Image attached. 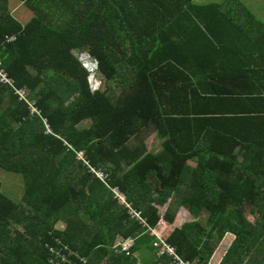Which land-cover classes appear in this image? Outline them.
Listing matches in <instances>:
<instances>
[{"label": "trees", "instance_id": "16d2710c", "mask_svg": "<svg viewBox=\"0 0 264 264\" xmlns=\"http://www.w3.org/2000/svg\"><path fill=\"white\" fill-rule=\"evenodd\" d=\"M19 1L32 13L24 23L0 0V63L13 80L0 83V169L23 177L19 203L0 190V264H174L155 254L150 230L180 208L188 219L166 241L182 260L210 264L230 233L218 264H264V88L248 96L231 84L202 93L194 84L199 73L253 84L247 65L220 51L248 42L263 53L264 22L253 8ZM151 133L157 149L147 148ZM127 237L128 253L117 250Z\"/></svg>", "mask_w": 264, "mask_h": 264}, {"label": "crops", "instance_id": "0c3cea01", "mask_svg": "<svg viewBox=\"0 0 264 264\" xmlns=\"http://www.w3.org/2000/svg\"><path fill=\"white\" fill-rule=\"evenodd\" d=\"M245 5L252 7L253 12L257 15L258 19H260L262 22H264V0H256V1H253V4L251 2H249L248 4L246 3ZM225 36L227 37V35H225ZM256 36H260V32L259 33H250V34L245 35L246 38L251 39V40L255 39ZM258 48H259V44L245 42L244 46H239L238 44L235 45V43H233L231 46L225 44V46L220 50L222 58H225V57H227V55H229L232 58L235 57V60H236L235 63L237 66L247 65L246 66L247 71H249V73H248L249 76L247 78H252L253 84L249 85L247 83H244L242 78L239 79V77H235V76L233 77V79L231 81L228 79H226V80H224L222 78L220 79V76H218V74H215V73H210L213 76L204 75L203 73H199L198 74V81H197V83L194 82V84L198 86L201 93L204 91H209L212 84H215V85L220 84V86L223 88L229 87L231 84V87L239 88L238 92H244L243 93L244 95H248V93L251 94L250 92H252V91H251L250 87H253V91L255 88H258L259 90L263 89L264 88V50H263V53H262L263 55H262L259 53L260 49L258 50ZM205 59H207L206 55H205ZM207 62L208 61H206V63ZM199 68L201 71L207 69L204 64H203V66H200ZM193 79H195V77H193ZM248 88L250 89V91ZM247 91H249V92H247ZM151 134H152V138H155V141L157 142V144L151 148H148V146H147V148L148 149H157L159 140H157L155 133H151ZM180 210H182V208H180L179 211ZM179 211L177 212L172 223L165 221L164 219H160L159 224L156 226L155 230L158 233L164 232L165 234L168 235L171 231L170 227L180 226L181 225L180 221L183 219V217H185V213H182V216H181L182 211L181 212H179ZM183 212H185V211H183ZM156 231H154V232H156ZM228 235H230V236H228ZM230 238H231V240L233 238V235L230 233H226L223 236L219 245L215 249L212 257L210 258V264H218L219 260L221 259L222 255L224 254L226 248L228 247V245L231 242V240H229ZM143 256L149 260L152 258V256L150 254L148 256L146 254H144ZM156 264H167V262L161 261V262H158Z\"/></svg>", "mask_w": 264, "mask_h": 264}, {"label": "rangeland", "instance_id": "374dc122", "mask_svg": "<svg viewBox=\"0 0 264 264\" xmlns=\"http://www.w3.org/2000/svg\"><path fill=\"white\" fill-rule=\"evenodd\" d=\"M197 2H201V1H218V0H195ZM244 3H249L251 2L253 4V1L256 0H240ZM8 5L9 8L11 9V13L21 22L24 23L26 22L32 15L31 11L22 4V2H20L19 0H8ZM76 51V50H75ZM79 52V54L81 52H86V51H77ZM82 57L80 58L81 61L84 63V65L87 67L88 69V77L91 79L93 86L97 87L99 89H103L104 88V82H103V78L101 76H99L96 72V68L94 69V60L90 57H88L87 54L82 53ZM96 79V82H94L93 80ZM118 90V87L117 89ZM155 138H152V134H150L149 136H147L146 139V145L148 146V148L154 147L157 142L155 143ZM83 157V155H82ZM0 182H1V192L6 195L7 197H9L10 199H12L15 202H20L21 201V195L23 192V177L20 173L18 172H13V171H7L4 169H0ZM182 211V212H181ZM185 210H180L179 212H181V216L182 213ZM256 217V214L249 212L248 213V218L250 220H253ZM189 218H191L189 216ZM188 219V217H183V219L180 221L181 224L186 221ZM159 224V222L157 223V225ZM156 225V226H157ZM57 226L62 227L63 223L60 222L57 224ZM156 226H154L153 231H156ZM170 226V225H169ZM171 229L173 227H170ZM158 236L161 237H166L167 234H165L164 232H160L158 233L157 231L155 232ZM230 236V235H228ZM231 240V238L229 239Z\"/></svg>", "mask_w": 264, "mask_h": 264}, {"label": "built area", "instance_id": "2783aa9c", "mask_svg": "<svg viewBox=\"0 0 264 264\" xmlns=\"http://www.w3.org/2000/svg\"><path fill=\"white\" fill-rule=\"evenodd\" d=\"M0 83H8L9 85H12V83H13V80L10 77H8L7 72L5 71V69L3 68L1 63H0ZM15 93H18L20 98L21 97L24 98L25 91L23 89H15ZM34 109L35 108L32 107V110H34ZM78 156L81 157V153H78ZM91 169L94 172V174L100 179H104L107 175L105 172H102V170H98V169L95 170L93 168H91ZM113 191H114L115 195L119 198V200L121 202L125 203L123 195L116 188H114ZM131 213L133 216H135L141 222H143V219L140 217L139 212L131 210ZM151 232H154L153 229H151ZM155 235H156V239L153 242V246L155 247V254L157 256L167 254L172 258L174 264H191L189 261L182 260L175 253L174 247L166 241V237L158 236L156 233H155ZM133 241H134V239L132 237H127L121 241L116 242L114 247L117 248V250L126 251L128 253V249L132 246ZM61 260L66 261V258L64 255H61Z\"/></svg>", "mask_w": 264, "mask_h": 264}, {"label": "clouds", "instance_id": "9594fccd", "mask_svg": "<svg viewBox=\"0 0 264 264\" xmlns=\"http://www.w3.org/2000/svg\"><path fill=\"white\" fill-rule=\"evenodd\" d=\"M121 193V192H120ZM122 194V193H121ZM123 195V194H122ZM116 196V195H115ZM117 197V196H116ZM124 197V196H123ZM118 198V197H117ZM119 199V198H118ZM151 231V230H150ZM151 234H153V235H155V232H151ZM155 237H156V235H155ZM121 240H123V239H120L119 241H121ZM118 242V241H117Z\"/></svg>", "mask_w": 264, "mask_h": 264}]
</instances>
